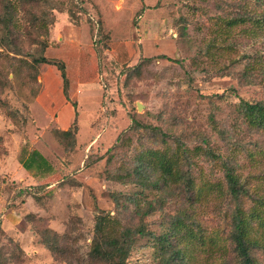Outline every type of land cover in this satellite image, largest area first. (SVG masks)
Returning <instances> with one entry per match:
<instances>
[{
    "label": "rangeland",
    "instance_id": "rangeland-1",
    "mask_svg": "<svg viewBox=\"0 0 264 264\" xmlns=\"http://www.w3.org/2000/svg\"><path fill=\"white\" fill-rule=\"evenodd\" d=\"M40 2L21 7L17 0H0V14L7 3L25 19L56 8L47 34L22 21L10 37L17 36L25 52L35 49V40L45 41V56L65 65L68 83L65 94L56 67L32 66L0 45V264H90L99 212L122 225L143 222L152 233L136 240L125 264H160L155 238L179 217L188 218L197 234L181 242L187 264H239L229 240L234 204L223 164L253 198L264 199V133L240 114L243 101L264 104V28L238 19L264 14V2ZM144 58L151 61L131 72ZM132 118L159 128L167 142L142 127L131 129ZM74 119L80 157L66 167L71 138L62 133ZM165 145L188 150L189 165L182 167L199 199H188L182 182L159 190L135 175L139 153ZM32 150L52 166L49 172L21 165ZM129 196L142 210L151 203L152 210L140 219ZM251 203L245 198L246 207ZM46 228L65 237L54 258L36 235ZM253 257L264 264L261 250Z\"/></svg>",
    "mask_w": 264,
    "mask_h": 264
},
{
    "label": "trees",
    "instance_id": "trees-1",
    "mask_svg": "<svg viewBox=\"0 0 264 264\" xmlns=\"http://www.w3.org/2000/svg\"><path fill=\"white\" fill-rule=\"evenodd\" d=\"M23 5H41V0H17ZM264 2V0H255ZM44 6V5H43ZM5 6H3L4 8ZM16 6L12 3L6 4V10L3 14H0V30L2 37L0 38V45L5 48L9 47V53H12L16 57H28L31 59L32 66L40 64H47L56 67L60 72L63 91L66 94L67 77L65 72V65L58 60H49L45 56L47 49V43L43 40H35L36 47L32 51L25 52L21 46L17 44V36L10 37L18 32V29L22 28L23 23L27 21L31 27L36 31H44L47 34V26L52 25L55 21L52 13L56 8L51 6L49 13L41 15H33L27 18H18L17 14H14ZM18 9V8H17ZM63 12V11H61ZM69 17H72L70 13H67ZM240 21L249 20L258 27L264 28V14L251 16L248 13L239 15ZM150 58H144L130 68V71H136L141 67L142 62L148 63ZM73 108H76V104L72 103ZM241 117L248 125V127L264 133V104L262 103H248L241 102L240 104ZM77 116V112L74 114ZM131 129H138L142 127L146 131H151L152 135L156 137L161 144H165L166 133L161 132L159 128L152 126H144L138 123L132 118ZM76 120L71 127L62 133L65 137H70L71 151L67 152L66 167L76 166V159L80 157V150L76 144L75 135L77 132ZM167 145L158 149H145L141 151L137 158L136 168L134 169L135 175L141 180L142 183H148L150 186L156 189L162 190L166 186L171 184L183 183L184 188L188 191V199H199L198 190L194 179L186 173L184 164L189 165V153L186 148L181 145H177L174 149H167ZM21 165L27 170L36 169L40 172H49L52 166L47 160L36 150H32L27 154L25 159L20 160ZM76 163V165H75ZM223 171L225 173L227 193L230 196L231 201L234 204L233 210L229 214L230 220V234L229 240L232 245L233 253H235L236 259L239 264H258L253 257V250H261L264 255V199L253 198L248 190L240 184L237 177L234 175L231 167L223 164ZM158 173L157 178H153V175ZM139 180V181H140ZM21 192V190H20ZM21 193L28 194L26 191ZM30 195V194H28ZM133 196L126 198L127 203L135 202L136 215L140 216V219L149 214L152 210L151 203H147V210H142L139 201ZM245 198L250 199L253 203L248 207L245 206ZM115 205L119 206L120 201L117 198H113ZM127 206L125 209L127 210ZM188 217V216H187ZM188 218L182 219L176 218L171 226L164 234H160L155 238V242L160 246V264H187V255L184 252V246L181 242L185 236L197 235L192 232L190 225L185 221ZM184 231L182 233L181 231ZM36 234V230H33ZM40 239V244L49 251L54 258L55 255L61 251L58 248L60 243L65 240L64 235H59L50 228L36 234ZM152 236V233L145 229L143 222L137 225H122L118 217H113L108 213L99 212L95 216L93 236L88 251V259L90 264H125L127 258L137 239ZM201 237V236H200Z\"/></svg>",
    "mask_w": 264,
    "mask_h": 264
},
{
    "label": "crops",
    "instance_id": "crops-1",
    "mask_svg": "<svg viewBox=\"0 0 264 264\" xmlns=\"http://www.w3.org/2000/svg\"><path fill=\"white\" fill-rule=\"evenodd\" d=\"M52 77H53L54 80H55L54 82H56V83L58 84V78H57V76H56V75H55V76L52 75ZM46 81H47V80H46ZM47 82H48V81H47ZM64 108H65V112H67V114L69 115V114H70V109H71L70 106H69V105H65Z\"/></svg>",
    "mask_w": 264,
    "mask_h": 264
},
{
    "label": "water",
    "instance_id": "water-1",
    "mask_svg": "<svg viewBox=\"0 0 264 264\" xmlns=\"http://www.w3.org/2000/svg\"><path fill=\"white\" fill-rule=\"evenodd\" d=\"M140 106H138V108H139Z\"/></svg>",
    "mask_w": 264,
    "mask_h": 264
}]
</instances>
